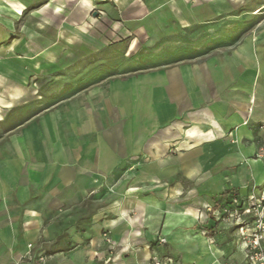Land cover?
Instances as JSON below:
<instances>
[{"label":"crops","instance_id":"1","mask_svg":"<svg viewBox=\"0 0 264 264\" xmlns=\"http://www.w3.org/2000/svg\"><path fill=\"white\" fill-rule=\"evenodd\" d=\"M263 9L0 0V68L41 72L62 66L63 44L86 50L69 64L77 90L43 93L37 120L30 88L0 70L25 116L0 145V264H39L25 256L31 243L46 251L42 264H241L237 226L207 207L264 179L248 158L264 94Z\"/></svg>","mask_w":264,"mask_h":264},{"label":"rangeland","instance_id":"2","mask_svg":"<svg viewBox=\"0 0 264 264\" xmlns=\"http://www.w3.org/2000/svg\"><path fill=\"white\" fill-rule=\"evenodd\" d=\"M245 6V3L240 4L239 9ZM257 11L258 10H255V13ZM260 15L264 16V9L260 12L259 16ZM84 27H86V25ZM81 41L82 40H79V42ZM63 47L64 49L62 55H65L67 57H63L62 66L60 67L56 66L50 68H42L41 72L36 71V69L34 68H30L28 72L16 68V71H14L13 73L10 68L6 69L5 66H3L4 68H0V70H3V80L6 81V84L9 83L7 78L13 76L17 77L19 80H22V83L25 82L24 85L30 88L32 92L31 94L33 95H31L32 97L29 100V105L30 109L35 110L32 111L35 112V114H33L31 117L36 118V120V113L38 111L37 107L39 104L38 102H40L41 106H43L42 104H44V101L42 99L43 93L49 94L50 92H53L55 88H60V86L62 85V89L65 88L64 91H66L65 93L67 95V93L70 94L71 91L72 93L73 91L75 92L77 90V87H75V85H79L76 79V75L75 73H73V70L75 71L76 69L69 66V64L73 63L75 59L83 56L86 53V50L81 46H77L78 50L70 51L67 44H63ZM2 54L4 56L9 55L8 52H2ZM81 69V71H83V73H81L82 76H85L86 68L83 67ZM27 77L29 80H27L28 82L24 81L27 79ZM78 80L84 82V78L83 80L81 78H79ZM72 81H74L75 85L71 89H69ZM5 83L2 82L0 84V145H4L6 143V140L7 138H9L8 136L11 133L12 129H15V132L20 130V128L18 130L16 128L23 124V118L25 117L20 115L21 110L23 109L22 104L8 102L6 100L4 90ZM51 101L55 102L54 99ZM261 104L264 110V94L259 98V108ZM47 105L49 106V104ZM259 108L254 110L253 118L256 121L251 124L252 130L254 131V151L251 155L248 156V158L259 160V162H261V164L264 166V114ZM31 120L33 121V118ZM252 171L254 172L256 170L252 169ZM234 196L237 197L236 201L232 199ZM77 205L83 207L86 205V201L79 200ZM218 209H220V212L218 213L217 217L220 220L225 219L236 225L238 230L237 237L240 238V243H243L240 231L242 223L245 221H253L254 225H252V228L250 229L251 232H254L255 230L257 231L261 229L256 225V220L263 219L264 221V179L260 181L256 179L255 174H253L251 178L242 180L239 185L234 186L232 192L228 194V197L226 198L224 203L221 204V207H218ZM249 210L251 211L249 212ZM230 213L232 214V216H229ZM245 262L246 259L244 255V260L241 264H244Z\"/></svg>","mask_w":264,"mask_h":264},{"label":"built area","instance_id":"3","mask_svg":"<svg viewBox=\"0 0 264 264\" xmlns=\"http://www.w3.org/2000/svg\"><path fill=\"white\" fill-rule=\"evenodd\" d=\"M236 195V194H235ZM234 201L237 200V197L232 198ZM209 212H212L214 217H217L220 209H214L213 207H207ZM251 210H249L250 212ZM229 216H232L230 213ZM218 218V217H217ZM257 226L261 229L251 232L253 221H245L240 227L242 242L245 245V259L244 264H264V221L263 219H257ZM164 241V240H163ZM26 257L33 258L35 256L37 262L42 264L47 261L46 251L40 250L38 253L34 252V245L31 243L28 245V250L25 254ZM155 264H177L176 260L172 257H165L162 260H156Z\"/></svg>","mask_w":264,"mask_h":264}]
</instances>
